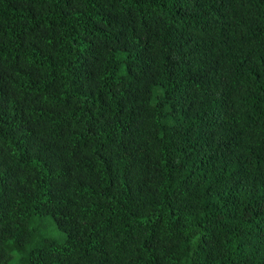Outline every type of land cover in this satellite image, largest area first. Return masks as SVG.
Returning <instances> with one entry per match:
<instances>
[{"label":"trees","instance_id":"16d2710c","mask_svg":"<svg viewBox=\"0 0 264 264\" xmlns=\"http://www.w3.org/2000/svg\"><path fill=\"white\" fill-rule=\"evenodd\" d=\"M14 255L264 264V0H0Z\"/></svg>","mask_w":264,"mask_h":264},{"label":"rangeland","instance_id":"374dc122","mask_svg":"<svg viewBox=\"0 0 264 264\" xmlns=\"http://www.w3.org/2000/svg\"><path fill=\"white\" fill-rule=\"evenodd\" d=\"M45 222H48V220L47 219H45ZM51 235H54L55 237H61V235L60 234H58V233H56V232H54L53 234H51ZM16 258H17V256H13V259L11 260V264L12 263H14L15 261H16Z\"/></svg>","mask_w":264,"mask_h":264}]
</instances>
